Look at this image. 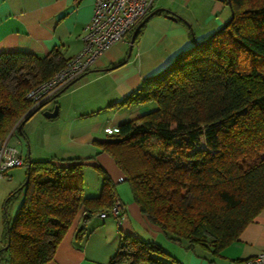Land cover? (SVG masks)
<instances>
[{
	"label": "trees",
	"instance_id": "trees-1",
	"mask_svg": "<svg viewBox=\"0 0 264 264\" xmlns=\"http://www.w3.org/2000/svg\"><path fill=\"white\" fill-rule=\"evenodd\" d=\"M230 3L224 28L192 40L173 62L110 105L154 101L157 107L95 142L114 160L152 223L186 248L214 254L237 240L264 209V0ZM67 61L57 49L42 56L0 52V144L38 107L27 92ZM23 161L30 162L19 188L23 198L12 220L5 221L0 264H45L81 212L86 220L98 216L116 197V184L100 165L95 166L100 193L85 196L83 162ZM84 234L82 227L78 238ZM144 261L180 264L159 244L126 234L109 264Z\"/></svg>",
	"mask_w": 264,
	"mask_h": 264
},
{
	"label": "crops",
	"instance_id": "crops-1",
	"mask_svg": "<svg viewBox=\"0 0 264 264\" xmlns=\"http://www.w3.org/2000/svg\"><path fill=\"white\" fill-rule=\"evenodd\" d=\"M155 8L169 10L178 18L165 10L153 15L128 59L127 36L106 50L81 78L46 104L44 111H52L57 105L58 113L43 123L47 130L39 141L31 128L24 130L28 140L26 156L53 159L57 164L64 159L83 162L87 167L85 196L100 193L102 178L91 168L100 165L116 184V196L124 205L119 219L108 215L86 220L81 212L45 264H109L125 234L159 244L180 264H233L264 250V209L244 227L237 240L218 254L199 246L188 249L184 243L169 238L140 211L127 182L119 180L124 175L114 160L99 152L95 142L108 139L105 127L118 126L143 113V104L118 108L110 105L135 91L145 78L166 67L187 48L192 43L190 28L203 39L230 16L228 5L219 0H155L151 10ZM92 11L93 0H0V52L24 51L42 56L57 49L69 59L81 49L82 32ZM125 59L123 65L109 69ZM21 145L16 139L10 146L23 158L18 149ZM82 227L85 234L78 238Z\"/></svg>",
	"mask_w": 264,
	"mask_h": 264
},
{
	"label": "built area",
	"instance_id": "built-area-1",
	"mask_svg": "<svg viewBox=\"0 0 264 264\" xmlns=\"http://www.w3.org/2000/svg\"><path fill=\"white\" fill-rule=\"evenodd\" d=\"M155 0H93L92 17L85 25L79 52L69 58L66 65L48 80L32 87L26 94L34 106L49 102L52 97L72 82L83 76L113 44L123 41L127 33L145 15L148 14ZM74 82V83H75ZM118 126L105 127L108 135L116 133ZM24 166L23 158L18 150L8 144V139L0 144V179H10L9 171ZM120 177L119 180H123ZM124 205L117 198L108 211L97 215H112L119 219ZM233 264H264V250L251 256L238 259Z\"/></svg>",
	"mask_w": 264,
	"mask_h": 264
},
{
	"label": "rangeland",
	"instance_id": "rangeland-1",
	"mask_svg": "<svg viewBox=\"0 0 264 264\" xmlns=\"http://www.w3.org/2000/svg\"><path fill=\"white\" fill-rule=\"evenodd\" d=\"M190 30L192 31V32L190 31V33L194 34L193 29L190 28ZM194 38L196 40H200L198 35H196V34H194ZM173 60L171 62H173ZM157 73H155V74H157ZM45 103H47V102H45ZM47 106L48 105H45L44 107H42L38 111L39 114L28 119L25 123L26 124L25 128H24V126H22L20 129L21 131L17 130L12 135H10L8 137V138H10V145L11 144L13 145L15 143L16 139H19L22 142V145L18 146V149L22 153L23 159H26V157H27L26 151L28 148V145H27L28 140H27V136H26V133L24 130L31 128V130L33 131V134L36 135V138H38V141L40 140L41 134H43V132L47 130V128L45 127V125L43 123H48L46 121H50L49 119H47L46 117L43 116V111L47 108ZM156 107H157V104L154 101H149V102L143 104V112H145L147 110H152ZM31 160H35V159H31ZM37 160H40V159H37ZM86 168L87 167H85L84 170ZM91 168L93 169V171H95L96 174H99V172L97 171L95 166H93ZM26 172H27V165L24 164V166H22V167L15 168V169L9 171V175H11V179H0V248L4 244L5 221L6 220H12V218L15 215V212L17 211V208L21 204V201L23 198V190H19V187H20V185H22V183L24 182V180L26 178ZM17 179H21L19 183H17ZM127 185H128V183H127ZM15 191H17V192H15ZM14 192H15V194H13ZM12 194H13V196L11 198V201L6 206V200ZM2 264H8V263L5 260H3Z\"/></svg>",
	"mask_w": 264,
	"mask_h": 264
},
{
	"label": "water",
	"instance_id": "water-1",
	"mask_svg": "<svg viewBox=\"0 0 264 264\" xmlns=\"http://www.w3.org/2000/svg\"><path fill=\"white\" fill-rule=\"evenodd\" d=\"M219 1H225V0H219ZM226 1H227L228 5L230 6V5H231L230 0H226ZM162 10H165V9H162V8H155V9L151 10V11H150V12H149V13H148L143 19H141V21H140V22L136 25V27L133 29V32H132L131 37H130V40H129V42H128L127 59H128V58L130 57V55H131L132 48H133V45H134V41H135V38H136V35H137L139 29L144 25V23H146V22L148 21V19H149L150 17H152L154 14H156L157 12L162 11ZM170 13H171V17H172V18L177 19V17H176L175 14H173L172 12H170ZM228 22H229V21H227L226 23H224L220 29L224 28ZM220 29H219V30H220ZM191 32H192V31H191ZM191 36H192V40L195 41L196 39L194 38V34H193V33H191ZM127 59L121 61L120 63H118V64H116V65L111 66L109 69H114V68H117V67L123 65V64L127 61ZM81 77H82V76H81ZM81 77H80V78H81ZM78 79H79V78H78ZM76 81H77V80H76ZM74 82H75V81H74ZM74 82L70 83V85L66 86L62 91L66 90V89H67L69 86H71ZM60 92H61V91H60ZM47 103H48V102H47ZM47 103H42V104H40V105H39V106H38V107H37L32 113H30L29 116L26 117V119L23 121V123H24L25 121H27V120H28V119H29V118H30L35 112L39 111L42 107H44ZM57 113H58V106L55 105L52 111H43V116L46 117V118H53V117H55V116L57 115ZM20 129H21V125L18 127V130H20ZM27 157L30 158L29 155H28ZM29 163H30V162H28V166H29ZM28 166H27V167H28ZM22 186H23V185H21L19 188H22ZM7 224H8V221H7ZM8 244H9V241L7 242V245H8ZM4 248H7V246L4 247Z\"/></svg>",
	"mask_w": 264,
	"mask_h": 264
}]
</instances>
